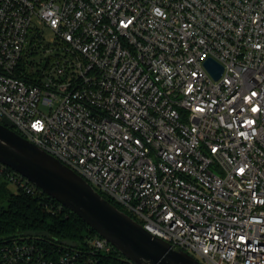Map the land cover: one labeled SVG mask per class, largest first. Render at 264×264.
I'll use <instances>...</instances> for the list:
<instances>
[{
    "label": "built area",
    "instance_id": "2783aa9c",
    "mask_svg": "<svg viewBox=\"0 0 264 264\" xmlns=\"http://www.w3.org/2000/svg\"><path fill=\"white\" fill-rule=\"evenodd\" d=\"M34 18L61 43L39 70ZM5 119L175 249L264 264V0H0ZM0 175L36 192L2 163ZM116 252L100 236L75 248L15 238L0 241V264Z\"/></svg>",
    "mask_w": 264,
    "mask_h": 264
},
{
    "label": "water",
    "instance_id": "95a60500",
    "mask_svg": "<svg viewBox=\"0 0 264 264\" xmlns=\"http://www.w3.org/2000/svg\"><path fill=\"white\" fill-rule=\"evenodd\" d=\"M205 66L215 79L222 76L223 67L216 61L209 59ZM0 163L77 215L126 260L134 264H202L150 234L84 178L14 132L6 119L0 123Z\"/></svg>",
    "mask_w": 264,
    "mask_h": 264
},
{
    "label": "trees",
    "instance_id": "16d2710c",
    "mask_svg": "<svg viewBox=\"0 0 264 264\" xmlns=\"http://www.w3.org/2000/svg\"><path fill=\"white\" fill-rule=\"evenodd\" d=\"M0 175V241L15 238L36 239L64 248L83 247L90 238L99 236L77 215L36 188L34 194L20 187L17 193L6 190ZM118 209L136 219L122 206L109 200ZM108 257V264L122 263L120 252Z\"/></svg>",
    "mask_w": 264,
    "mask_h": 264
},
{
    "label": "rangeland",
    "instance_id": "374dc122",
    "mask_svg": "<svg viewBox=\"0 0 264 264\" xmlns=\"http://www.w3.org/2000/svg\"><path fill=\"white\" fill-rule=\"evenodd\" d=\"M33 28L35 31L38 30L40 32V35L38 37L39 42L37 43V41L31 40V44L37 43L42 46L38 48L35 54L29 57V61L34 63L33 68L35 70H39L44 68L47 59H49L50 55H52V53L50 54L49 52L44 50L45 47L51 45V47L53 48L57 45H60L61 43L57 41V45L52 44L51 41L56 38L55 33L51 31L48 27H46L44 24L40 23L36 18L33 19ZM34 30L31 31V38ZM42 110L46 111L45 107H43ZM1 183H4L6 190L9 193H17L19 190L18 186L9 179H2Z\"/></svg>",
    "mask_w": 264,
    "mask_h": 264
},
{
    "label": "snow or ice",
    "instance_id": "6c2138e0",
    "mask_svg": "<svg viewBox=\"0 0 264 264\" xmlns=\"http://www.w3.org/2000/svg\"><path fill=\"white\" fill-rule=\"evenodd\" d=\"M255 95V94H254ZM255 110V109H254Z\"/></svg>",
    "mask_w": 264,
    "mask_h": 264
}]
</instances>
